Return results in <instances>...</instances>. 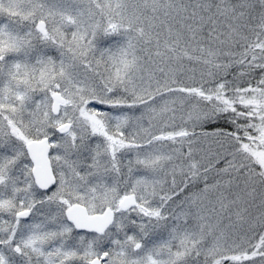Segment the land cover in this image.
<instances>
[{
  "label": "snow or ice",
  "instance_id": "snow-or-ice-1",
  "mask_svg": "<svg viewBox=\"0 0 264 264\" xmlns=\"http://www.w3.org/2000/svg\"><path fill=\"white\" fill-rule=\"evenodd\" d=\"M0 264H264V0H0Z\"/></svg>",
  "mask_w": 264,
  "mask_h": 264
}]
</instances>
